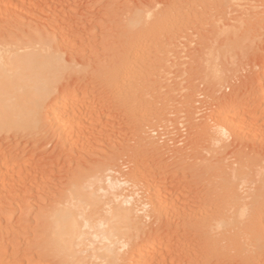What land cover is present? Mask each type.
<instances>
[{
    "label": "rangeland",
    "instance_id": "obj_1",
    "mask_svg": "<svg viewBox=\"0 0 264 264\" xmlns=\"http://www.w3.org/2000/svg\"><path fill=\"white\" fill-rule=\"evenodd\" d=\"M134 13L146 18L141 30L122 34L120 19ZM19 32L53 34L73 59L52 84L50 111L65 92L64 101L80 107L65 134L50 111L41 129L0 131V263L69 264L40 255L34 233L79 168L94 177L101 167L102 183L86 184L106 187L113 177L115 191L141 206L148 233L139 242L156 250L148 264H264L262 242L239 236L217 253L195 218L232 207L230 184L245 177L241 195L251 203L261 192L264 201V0H0V38ZM100 59H114L115 70L95 74Z\"/></svg>",
    "mask_w": 264,
    "mask_h": 264
},
{
    "label": "bare ground",
    "instance_id": "obj_2",
    "mask_svg": "<svg viewBox=\"0 0 264 264\" xmlns=\"http://www.w3.org/2000/svg\"><path fill=\"white\" fill-rule=\"evenodd\" d=\"M154 1H160V0H154ZM113 18H115V17H113ZM121 19H120V23L118 25L120 26L121 29H123L122 34L132 32L135 29L141 30L140 26H142L146 20L145 16L143 14H140V13H137V14L134 13V15L130 16L128 19H126V21L121 20ZM122 21L124 23H121ZM115 26H116V24H115ZM36 29H37V27H36ZM110 29H111V27H110ZM27 31H28V29H27ZM29 31H31V30H29ZM105 31L106 30H104L103 32H105ZM44 32H46V30ZM5 34H6V32H5ZM58 34H60V33L58 32ZM7 35H8L7 40L3 41L0 38V131H3V130H5L7 132L12 131V133L14 132L13 134H15V133L18 134L21 131L26 132L27 130H29V129L31 130L33 128L41 129L40 127H42L44 116L47 114V111L48 112L50 111L49 108L52 109V106H49V108L46 106V100H47L48 95L51 93L52 84L56 80H58V78L60 77V71L66 65L65 64L66 61L67 60L72 61L73 59L71 57H68V55H67V57H65L63 55V53L61 52V50L59 49V47L55 43V40H53V38H54L53 34H52L53 36L52 35L46 36V34L44 33L45 37H44V35H40V36L37 34L34 35V33H29L28 36H24L22 34L24 36V37H22L20 32H19V34L18 33H11V34H7ZM1 36H2V34H1ZM60 36H62V35L58 36L59 39L61 40L63 36L61 38H60ZM62 41L64 42L62 44H65L68 42V41L67 42L64 41V37L60 41V43ZM65 45L68 46V43ZM62 47H63V45H62ZM68 49H69V47H68ZM68 49H66V50H68ZM77 55H79V53ZM77 55H76V57H77ZM71 56H72V54H71ZM82 59H83V57H82ZM82 59H81V63H82ZM106 61H107V59H106ZM109 61L110 62H107L108 63V65H107V63L103 64L101 62V59L97 60V69L95 71V74L99 75V73H101V75H102L104 73L114 71L115 67L113 66V63L110 59H109ZM83 62H85V61H83ZM67 70H69V69H67ZM87 71H89V70H87ZM69 72H70V70H69ZM77 72H79V71H77ZM66 75H65V78H66ZM89 75H90V72H89ZM70 76H71V72H70ZM80 76H78V77H80ZM85 76H86V71L83 74V77H85ZM100 77H102V76H100ZM67 78H68V76H67ZM112 79H115V77L111 78V80ZM104 80H106V79H104ZM63 92L64 91H62V95L64 94ZM60 94H61V92H60ZM65 96H70V95L68 93L66 94V92H65V95L63 97H65ZM61 97L62 96H60L59 99ZM63 97H62V100H60L61 102L56 101V98H55V100H54V98H52L54 101L59 103V105H57L58 107L54 106L53 107V110L55 108L54 112H52L53 111L52 110V111H50V113H51V115L53 114V120L55 121V123L64 127V129H62V127H61V130L64 132L67 129H69V126H70L69 124L72 120L75 119V114H76L75 112H76V110L79 109L77 107H80V106H78V104H75V102H74L76 107L74 105H72L73 108L72 109L69 108V106H71L70 102L69 103L65 102L67 100L66 99L67 97L65 98V101H64ZM53 105H56V104L54 103ZM47 108L49 110H47ZM51 117L52 116H50V118ZM51 122H53L52 118H51ZM73 122L75 123V120ZM57 124H55V126ZM216 126H218L217 128L219 129V125H216ZM56 128H59V127H56ZM220 129H223V128H220ZM58 131H60V129ZM58 131H56V132L58 133ZM223 131L220 133H223ZM27 133H33V131L27 132ZM44 133L45 132H43L42 135H44ZM60 133H61V131H60ZM16 134L13 136L16 137L17 136ZM64 134H65V132H64ZM7 135H8V133H7ZM21 135L23 136V133ZM40 135H41V133H40ZM222 135L225 136L224 133ZM22 136L21 137L18 136L19 139L22 138ZM66 137H67V133H66ZM220 138H222V137H220ZM64 140L66 141V139H64ZM69 141H70V139H69ZM96 169H98V167ZM99 169L95 174H92L94 177L98 176V174H99L98 172L101 171ZM85 171L82 168H79L75 172V177L73 176L74 179L71 178V179H73L72 180V184L74 185L73 188L70 190V192L67 189H66L67 191H63L61 194V197L59 196L60 198L58 199L56 206L53 208L51 207L52 209H50L48 212H45V214L47 213L48 215H50V219L49 220L47 219L45 221L43 228L39 227V228H42L39 232L34 233V238H36L38 246H40V247L42 246L44 248V249L40 248L41 253L39 252L38 249H36L37 255H38V252L42 256L47 255L48 253H50V254L52 253V255L55 254L63 262H67L69 264H97V263H99V262L93 263L92 261H90L91 259L88 260L89 258H94V261H96V259L98 260L100 258L102 261L101 260H98V261L102 262V264L103 263L104 264H148V262L153 258V255L155 254V252L150 253L152 251H149V250L153 249L152 248L153 246H151L149 244L150 242H148V241L139 242V239L142 237L143 233L147 232V230L145 229L146 224L143 222L144 218L142 219L141 214H140L141 210L139 208L141 206L138 204L140 206L138 208L135 205V203L133 202L132 197L130 195L122 197V194H119L118 192L115 191V190H119L118 186L119 185L121 186V184H118L115 180H113V177H111L112 179L109 180L107 185L105 184L106 187H100V188L97 187V189L95 187V189H94L93 185H91V184L87 185V184H89L87 181L88 177L90 178V180H92L94 177H92L91 174L88 176V173ZM100 174H102V173L100 172ZM104 174H106V172ZM241 174H243V173H241ZM95 178L93 179V181L95 180ZM97 178H96L97 182L95 181L96 182L95 186H97V183L99 181ZM237 178H238V176H237ZM4 180H6V179H3V181ZM101 180H103V179L101 178ZM101 180L99 182H101ZM106 180H108V179H106ZM231 180H230V183L234 182V180H235L234 177H233V181H231ZM246 181H247L246 177L240 179L241 184H245ZM260 182H262V181H260ZM238 183H239V181H238ZM240 183L238 185H240ZM259 184H261V186H262L263 182L259 183ZM100 185L98 184V186H100ZM238 185H235L234 183L230 184L229 193L235 199V203L232 207L228 208L227 210H223L221 212H216L218 210V209H216L215 213H213L210 216H201L203 213H201L200 216H195V218L198 217L199 228L201 229V231L203 230L206 232V235L210 239L209 241L212 242V244H213V246L211 245V248L214 247L213 250L217 253L219 252V251H217V249H219V248L221 249V245H223V246L226 245L225 242L231 243V239L236 241V240H238L239 236L241 238L244 237V239L247 238L249 244H250V242L256 243V242L260 241V246L264 245V211H262V206H264V201L261 198L262 193L261 192L257 193L250 203V201L246 200V199H249L248 197L246 198V197H244L245 195H241V193L243 192L244 189L243 190L241 189L242 192H239L238 187L241 188V186H238ZM244 186L242 188H244ZM251 186H252V184H251ZM62 188H65V187H62ZM13 189L14 188H12L11 190H13ZM122 189H124V188H122ZM7 190H10V189H7ZM11 190H10V192H11ZM60 190H65V189H60ZM67 192H69V193L66 194ZM244 193H246V192H244ZM44 194H46V193H44ZM107 194L109 195L108 197H110V198L107 197L108 199H106ZM54 196H53V198H54ZM41 197H43V196H41ZM55 197H57V196H55ZM155 199L157 200V198H155ZM51 203H53V202H51ZM54 205H55V202H54ZM158 206H159V202H158V204L157 203L155 204V208H154L155 212L158 211V208L160 209L162 207V206L161 207H158ZM48 208H50V207H48ZM26 210L29 213V210L27 208L26 209L23 208L22 212H24ZM39 210H41V208ZM27 212H24V214L25 213L27 214ZM21 216H23V214ZM142 216H143V213H142ZM37 217L38 216H36V218H35L36 220H38ZM45 217H47V216H44V218ZM147 218H148V216H147ZM160 218H161V216H160ZM166 219L167 218H165V220ZM38 221H37V223H39ZM168 221H169V219H168ZM195 221H197V220H195ZM153 224H154V222H153ZM11 227L12 226H10V228H6V227H4V228H5V230L6 229L10 230ZM37 228H34V229H37ZM146 228H147V226H146ZM150 229H151V227H150ZM5 230H4V232H5ZM19 230H21V229H19ZM1 231L2 230L0 229V232ZM197 231H199V230H197ZM7 232L8 231H6L4 233V235H6ZM11 233H12V231H11ZM32 233H33V231H32ZM1 234H3V233L1 232ZM1 234H0V236L2 237ZM17 234L18 233L16 232V235ZM19 234L21 235V233H19ZM19 234H18V236H19ZM201 234H204V233H201ZM149 235H150V231H149ZM3 238H5V237H3ZM153 238H154V236H153ZM151 239H150V241H151ZM4 240H5L4 243H6V239H4ZM157 241H159V240H157ZM239 241H240V239H239ZM245 241H243V242H245ZM24 242H25V240H24ZM152 242L154 243V240ZM237 242H236V244L238 246ZM261 242L263 243V245H261L262 244ZM0 244H3V242L2 243L0 242ZM26 244L27 243L25 242V245ZM155 244H153V245H155ZM14 245H12L13 248L15 247ZM230 245L231 244H228L226 247L229 248ZM16 246L19 247V244ZM240 246L241 245L239 243L238 247H240ZM251 246H252V244H251ZM158 247H160V246H158ZM5 250H6V248H5ZM153 250H155V249H153ZM223 250H225V249L223 248ZM235 250H237V249L235 248ZM244 250H242V251H244ZM246 250H247V248H246ZM8 251L9 250L7 249L6 252H8ZM14 251H15L14 254H16V252L18 253V250L16 251L14 249ZM238 251L240 252V250H238ZM259 251H261V250H259ZM2 252H4V251L2 250ZM10 252L3 254V255H7V254L10 255ZM211 252H212V250H211ZM224 252H227V251H224ZM20 253H22V252L20 251ZM228 253H230V252H228ZM0 255H2V254H0ZM134 255H136L135 261L133 258ZM17 256L20 257V254ZM236 257H235V260L238 259ZM49 258H51V257H49ZM155 258H156V256H155ZM131 260H133L134 262H131ZM231 260L234 261L233 258ZM233 261H231V262H233ZM233 263H236V262H233ZM0 264H2V263H0Z\"/></svg>",
    "mask_w": 264,
    "mask_h": 264
}]
</instances>
